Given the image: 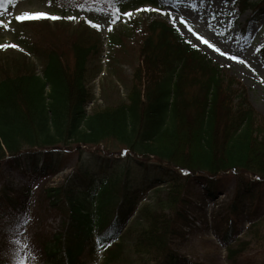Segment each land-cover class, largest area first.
Segmentation results:
<instances>
[{
  "label": "trees",
  "instance_id": "obj_1",
  "mask_svg": "<svg viewBox=\"0 0 264 264\" xmlns=\"http://www.w3.org/2000/svg\"><path fill=\"white\" fill-rule=\"evenodd\" d=\"M241 1V11L250 10L249 22L264 18V0H236ZM112 3H94L92 9ZM145 4L160 7L154 0L119 3L122 10ZM147 20L125 99L108 98L103 105L95 104L90 85L101 70L102 36L85 20L17 21V48L0 49V162L7 153L16 168L45 178L63 167L73 148L80 154L64 181L45 190L50 207L64 218L61 231L45 244V264H83L85 249L93 253L97 247L104 248L106 261L116 262L126 249L124 234H133L129 249L141 262L203 264L170 247L185 233L187 209L180 205L171 214L141 201L148 189L164 184L170 199L186 201L193 181L214 199L227 180L218 175L228 170L238 174L237 200L222 217L218 238L231 264L249 247L238 237V202L245 195L259 199L264 191V128L253 127L242 86L235 87V80L166 19L152 14ZM122 35L113 29L111 45L122 43ZM81 145L151 155L155 161L130 165L125 157L85 153ZM12 206L3 190L0 214L6 216ZM110 244L114 247L107 248Z\"/></svg>",
  "mask_w": 264,
  "mask_h": 264
},
{
  "label": "rangeland",
  "instance_id": "obj_2",
  "mask_svg": "<svg viewBox=\"0 0 264 264\" xmlns=\"http://www.w3.org/2000/svg\"><path fill=\"white\" fill-rule=\"evenodd\" d=\"M81 1L75 4L74 2L69 3L71 1L67 0H51V2L50 0H0V20L4 22L0 26V44H15V35L17 32L21 33L16 22L22 21L16 19V17L24 12L42 11L64 19H67L68 16H75L76 19L72 20L75 23L80 20H93L95 23H99L101 28L96 30L101 34L103 42L98 63L101 70L90 85L93 87V93L95 94V104L103 105L108 98L125 99L133 82L134 71L139 63L138 51L143 40V26L148 22L147 16L158 14V17L166 19L176 27L179 34L187 42L192 45L195 44L209 59L219 65L224 76L235 80L238 83L235 87L242 86L246 101L254 112L253 127L264 128V47H260L264 45V18L258 22H249L250 10L245 8L241 11L244 5L243 1L240 2V5L235 2L231 6V9L237 15L234 25L236 30L234 32L230 29L225 31V28L228 27L227 16L220 19L218 24L214 22L211 30L205 25L204 18L207 17V13L217 8V3L214 0H209L207 4L203 0L199 3L196 10L193 11V16H196L198 11L200 18L193 20L192 23L196 26L195 31L209 39L210 43H216V39H213V33H222L221 36L217 37L221 41L217 44V47H221L222 51L226 47H230L232 54L243 53L242 58L247 60V65H241L238 61H230L227 57L216 53L214 49L208 48L207 45L199 41L197 35L188 33L179 20L173 24L171 18L167 15L158 12H137L135 9L122 10L119 3L126 0H112L113 3L110 7H98L97 9H92V7H95L92 4L103 3L106 6L107 0ZM84 2H87V5ZM81 4L84 5L83 8L80 7ZM146 6L156 8L149 4L137 8ZM117 8H120L121 13L131 11L133 15L131 17L121 15L119 20L111 24V30H109V21L117 15ZM228 10H230L228 6L220 7V11L226 12ZM48 20L52 21V19ZM113 29L123 33L122 43H117L115 46L109 42V35ZM15 48L17 47L9 46L0 49L5 51ZM257 48H260L259 52H256ZM92 107L93 105L90 104L89 111ZM81 147L83 146L81 145ZM74 149L65 155L63 167L45 178L39 177L26 169L16 168L13 161L8 159L7 153H5L0 162V193L4 190L7 197L13 200L14 206L12 207H14V210L8 211L6 216L0 214V240L6 238L9 241L8 248L0 253V264H15L23 257L28 258V264H45V244H49L53 235L61 231L62 221L64 220L57 210L50 207L49 201L45 197V190L60 185L73 168L77 166L80 154ZM82 149L85 153L99 152L105 157H125L123 162L130 165H133L135 161L147 164L150 161H155V158L151 156L146 158L135 155L131 151H127L126 154H123L124 156H121L124 151L107 152L102 146ZM41 164L42 162H39L38 167ZM174 168L177 173L186 175L183 169ZM187 173L189 174L188 171ZM218 176L226 177L227 180L224 181L225 188L214 199L204 196L203 186L193 181L190 189L192 191L187 193L186 201L180 202L177 199H170L168 197V195L170 196L168 194L169 187L166 184L148 189L141 201V204L147 203L171 214L174 211L173 209L180 205L187 209V223L183 230L185 233L172 241L170 247L178 255L203 264H231L226 259L227 251L219 241L218 230L223 226L222 217L227 215L228 208L235 199L237 200L234 191L239 178L237 173L229 170L220 172ZM242 176L250 180H258V177L253 176L250 172H243ZM240 183L242 182L240 181ZM254 198L250 199L245 195L242 198L243 200L241 199L238 202L241 211L240 217L236 218L239 220L237 222L238 237L240 240L247 242L249 247L237 264H262L264 261V191L259 194V199ZM252 200L253 202L250 204ZM168 204L171 205L170 208ZM21 210L27 213L28 222L23 227L5 230V217ZM15 221L16 218L13 217L12 222L15 223ZM20 233H23V238L19 235ZM121 238L123 244L126 245V249L118 261L113 263L106 261L104 248L97 247L93 253H90L88 248L85 249L81 257L83 264H152L149 259H144L141 262L129 249L133 234L130 236L124 234ZM261 244H263V248H259ZM111 247H114V245L110 244L107 248Z\"/></svg>",
  "mask_w": 264,
  "mask_h": 264
},
{
  "label": "snow or ice",
  "instance_id": "obj_3",
  "mask_svg": "<svg viewBox=\"0 0 264 264\" xmlns=\"http://www.w3.org/2000/svg\"><path fill=\"white\" fill-rule=\"evenodd\" d=\"M51 2V0H50ZM154 2H157L160 4V7L152 8V7H143V8H136L135 11L140 12H158L163 15H167L171 18V21L173 24L176 23L177 20H179L180 24L184 26L188 33L197 35L198 40L201 41L204 45H207L208 48L214 49L216 53H219L221 56L227 57L230 61H238L241 65H247V60L242 58L243 53L238 54H232V49L230 47H226L225 50L222 51L221 47H217L218 43H221L217 37L221 36L222 33H213V39H216V43H210L209 39H206L203 35H199L195 31V24L192 23L193 20L200 18L199 12H196V16H193V11L196 10L199 3L202 2V0H154ZM204 3H208L209 0H203ZM215 3H217V8L214 9L212 12L207 13V17L204 18L205 25L211 30L213 28V24L219 23L220 19L225 18L227 16V24L228 27L225 28V31H235V21L237 19L236 12L231 9V6L235 4L236 0H214ZM221 6H228L230 10L228 11H220ZM81 8L84 7L83 4L80 5ZM183 10V11H182ZM117 15L109 21V30H111V24L115 23L116 20H119L121 15L125 17H131L133 13L131 11H124L121 13L120 8L116 9ZM52 19L57 20L61 19V17L57 15H51L47 12L37 11V12H24L20 16H17L16 19L18 20H25V19ZM69 20H75V16H68L66 17ZM89 25L96 29H100L101 25L99 23H95L93 20H87L86 21ZM4 22L0 20V26H2ZM17 47V45H8V44H0V48H7V47ZM193 47H196L195 44L192 45ZM260 47H264V45H261ZM260 48L256 49V52H259ZM224 66V65H222ZM250 66V65H249ZM127 150H124L123 154H126ZM184 174H188L187 170H183ZM259 179V178H258ZM11 212V210H10ZM13 217L16 218L15 223L12 222ZM28 222L27 220V213L23 210H21L18 213H13L12 215H9L5 217V223L4 228L5 230L9 228H15V227H23L24 224ZM21 238H23V233L19 234ZM9 246V241L5 238L4 240H0V253H3ZM15 264H28V258L23 257L15 262Z\"/></svg>",
  "mask_w": 264,
  "mask_h": 264
}]
</instances>
